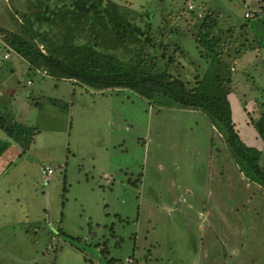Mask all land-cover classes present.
I'll return each mask as SVG.
<instances>
[{
    "label": "rangeland",
    "instance_id": "374dc122",
    "mask_svg": "<svg viewBox=\"0 0 264 264\" xmlns=\"http://www.w3.org/2000/svg\"><path fill=\"white\" fill-rule=\"evenodd\" d=\"M38 1L0 0V116L33 130L19 150L0 129V264H264V186L224 128L128 88L44 76L5 42L6 32L30 39L27 27L51 33L25 20ZM114 1L153 25L139 53L145 66L187 87L210 72L195 22L220 10L214 51L230 65L234 129L264 172V141L250 124L264 115V16L246 20L264 0Z\"/></svg>",
    "mask_w": 264,
    "mask_h": 264
},
{
    "label": "trees",
    "instance_id": "16d2710c",
    "mask_svg": "<svg viewBox=\"0 0 264 264\" xmlns=\"http://www.w3.org/2000/svg\"><path fill=\"white\" fill-rule=\"evenodd\" d=\"M38 2V10L30 18L31 21L27 18L25 20L28 24H36L37 28L48 25L51 33H39L36 29L27 27L25 32L30 34V39H27L4 31L6 44L30 66L37 68L36 70L42 69L44 76L73 80L80 86L96 90L128 88L140 97L156 100L161 105L206 112L214 122L224 128L228 142L244 170L264 186V172L258 163V151L255 147L244 144L234 129L228 98L232 82L230 65L223 59L222 54L214 51V45L220 40L216 32H221L219 9L204 10V15H198L195 22L198 30L194 40L204 50L210 51V72L197 79L196 84L187 87L184 81L166 70L153 72L145 66L146 63L142 61L139 53L150 41L153 25L146 22L142 27L139 22H134L130 17L131 8L123 10L124 7L114 0ZM261 14L264 16V6L259 5L246 20L257 18ZM134 17L137 19L138 15L133 12ZM246 25L247 23H243L240 28ZM52 26L60 27L55 31ZM260 43L256 39L252 46H248L246 41L243 45L252 49ZM118 48L124 53L135 55L136 58L118 56ZM52 103L55 104V101ZM250 124L256 136L264 141V115L250 121ZM0 128L22 149L29 147L33 132L31 126H22L12 119L0 116ZM7 143V139H0V154ZM105 262L114 263L112 258Z\"/></svg>",
    "mask_w": 264,
    "mask_h": 264
},
{
    "label": "built area",
    "instance_id": "2783aa9c",
    "mask_svg": "<svg viewBox=\"0 0 264 264\" xmlns=\"http://www.w3.org/2000/svg\"><path fill=\"white\" fill-rule=\"evenodd\" d=\"M192 7H193V6H192L191 3H187V8H188L189 10L192 9ZM244 14H245V17H249V16H250V13H249L248 11H245ZM4 57H6V54H4ZM43 74H45L44 71H43ZM46 172H47V173H50V172H51V169L46 168ZM123 264H134V263H133V261H132L131 259L127 258Z\"/></svg>",
    "mask_w": 264,
    "mask_h": 264
},
{
    "label": "crops",
    "instance_id": "0c3cea01",
    "mask_svg": "<svg viewBox=\"0 0 264 264\" xmlns=\"http://www.w3.org/2000/svg\"><path fill=\"white\" fill-rule=\"evenodd\" d=\"M1 129V128H0ZM2 130V129H1ZM3 131V130H2ZM4 132V131H3ZM0 139H5V137L2 135V134H0ZM12 140V139H11ZM13 141V140H12ZM16 145V148L17 149H22L21 147H20V145L19 144H17L15 141H13ZM30 146V145H29ZM29 148V147H28ZM28 148H26V149H28ZM25 150V149H24Z\"/></svg>",
    "mask_w": 264,
    "mask_h": 264
}]
</instances>
